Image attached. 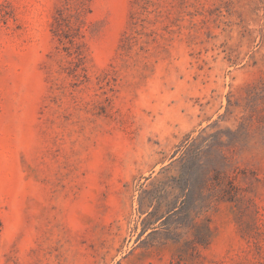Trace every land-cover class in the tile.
<instances>
[{
  "label": "rangeland",
  "instance_id": "374dc122",
  "mask_svg": "<svg viewBox=\"0 0 264 264\" xmlns=\"http://www.w3.org/2000/svg\"><path fill=\"white\" fill-rule=\"evenodd\" d=\"M0 264H264V0H0Z\"/></svg>",
  "mask_w": 264,
  "mask_h": 264
}]
</instances>
